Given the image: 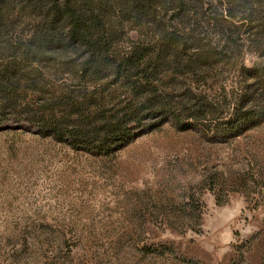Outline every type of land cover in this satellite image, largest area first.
I'll use <instances>...</instances> for the list:
<instances>
[{
	"label": "rangeland",
	"instance_id": "374dc122",
	"mask_svg": "<svg viewBox=\"0 0 264 264\" xmlns=\"http://www.w3.org/2000/svg\"><path fill=\"white\" fill-rule=\"evenodd\" d=\"M158 1L142 16L131 0H108L112 52L171 30L186 54L214 53L206 70L166 66L156 82L183 122L176 106L195 101L188 127L165 121L109 155L76 149L41 135L43 118L123 114L145 96L124 78L73 77L60 59L83 51L25 61L9 79L0 65V264H264V119L232 137L223 124L241 68L264 60V3L249 0L261 12L250 20L234 7L225 16L226 0L186 1L180 18L172 0ZM22 22L0 33V48L28 37ZM69 93L80 112L62 105Z\"/></svg>",
	"mask_w": 264,
	"mask_h": 264
},
{
	"label": "trees",
	"instance_id": "16d2710c",
	"mask_svg": "<svg viewBox=\"0 0 264 264\" xmlns=\"http://www.w3.org/2000/svg\"><path fill=\"white\" fill-rule=\"evenodd\" d=\"M172 1L178 11L175 15L180 18V14L187 10L186 1L195 0ZM158 2L131 0L130 8L146 16L152 13ZM257 2L261 4L264 0ZM224 3L227 5L225 16L229 18L233 15V7L247 13L250 20L261 14L252 8L249 0H226ZM107 5L108 0H0V33L7 35L16 21L30 24L27 38L14 41L13 46L0 48V51L7 49L12 53L8 56L7 52L1 57H6L0 64L2 76H8L6 79L25 61L55 60L54 52L70 56L83 51L76 62L65 60L66 56L60 59L73 77L93 82H102L109 77L112 81L124 78L132 84L135 95L145 96L146 107L130 103L123 114H51L43 118L39 127L41 135L53 136L73 148L102 155L114 153L141 134L159 128L165 121L188 127L191 122L187 118L194 117L188 113L195 107V101L191 98L192 106L182 103L176 106L175 110L182 109L184 114L187 113L183 122L182 114L166 110L163 99L154 91L156 82L166 66L182 73H196L206 70L215 61V54L211 52L186 54L184 37L180 34V43L178 33L171 30L163 31L161 38L152 46L137 42L124 54H114V32L104 17ZM13 13H16L15 19ZM245 22L246 19L242 20L241 25ZM240 76L241 90L230 115L223 121L226 137L236 136L264 119V104H261L264 101V60L244 65ZM0 80H3L1 76ZM62 105L80 112L70 93ZM143 111L145 114H141Z\"/></svg>",
	"mask_w": 264,
	"mask_h": 264
}]
</instances>
